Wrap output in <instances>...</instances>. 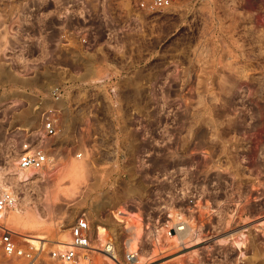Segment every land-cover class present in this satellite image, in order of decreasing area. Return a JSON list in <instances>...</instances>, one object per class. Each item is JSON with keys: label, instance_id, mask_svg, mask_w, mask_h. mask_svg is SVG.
<instances>
[{"label": "rangeland", "instance_id": "rangeland-1", "mask_svg": "<svg viewBox=\"0 0 264 264\" xmlns=\"http://www.w3.org/2000/svg\"><path fill=\"white\" fill-rule=\"evenodd\" d=\"M33 3L0 0V172L2 187L16 190L24 209L20 219L9 218L14 208L9 210L0 224L33 253L41 249L28 245L19 233L44 234L45 264H59L50 252L65 230L71 234L80 216L123 233L113 214L123 169L103 158L127 136L123 129L103 126L100 131L98 125H158V138L173 143L174 169L180 172L176 180L182 172L177 169L185 165L189 134L197 143L200 132L222 138L235 125L245 133L239 139L251 141L253 155L264 147V0H172L171 7L155 12L134 10V0H110L108 21L96 27L100 43L112 39L90 57L123 61L76 67L33 62L41 52L25 46L35 45L41 27L21 19L24 7L33 8ZM99 12L102 17L101 7ZM58 84L69 90L60 102L51 94ZM50 111H56L52 116L60 132L44 141L39 134ZM26 139L48 151L61 149L52 155V164L36 172L31 185L15 175L23 174L16 162ZM194 148L198 161L199 145ZM248 176L240 172L237 211L225 207L222 197L221 218L205 225L200 237L192 232L183 247L153 251L148 245L141 263L264 264V177ZM94 259L109 264L101 255ZM0 264L23 262L7 261L0 252Z\"/></svg>", "mask_w": 264, "mask_h": 264}, {"label": "built area", "instance_id": "built-area-1", "mask_svg": "<svg viewBox=\"0 0 264 264\" xmlns=\"http://www.w3.org/2000/svg\"><path fill=\"white\" fill-rule=\"evenodd\" d=\"M33 1L36 6L26 5L21 19L30 25L34 21L41 27L42 34L33 42L35 45L25 46V49L41 52L42 57L35 59V64L76 67L123 61H96L90 57L95 50L107 47L106 43L112 39L100 43V30L96 27V24L108 21L110 0ZM171 5L172 0H134L133 9L155 12ZM100 7L104 12L102 17ZM79 55L86 57L79 58ZM7 60L14 63L12 58ZM111 93L116 95V89L111 88ZM51 94L56 102H60L69 90L65 84H58L53 86ZM53 112L56 111H50L51 115L47 113L39 134L44 141L57 137L60 132V124L52 116ZM103 126L123 129L127 136L119 141L118 150L103 158L118 162L123 169L114 194V200L119 204L115 206L116 214L113 212L123 233L118 235L105 222L98 225L87 215L80 216L71 226V241L60 243L50 252L53 262L96 264L94 256L101 255L109 264H142L141 255L148 245H152L153 251L183 247L189 243L192 232L200 237L205 225L216 223V219L218 222L222 214L219 205L222 197L225 207L236 209V196L243 188L239 186L240 172L248 173L250 179L257 175L264 177V147L257 157L253 155L254 146L248 138L239 139L242 131L235 125L227 128L222 138L206 137L200 132L196 143L190 134L187 135L183 149L186 161L183 168L177 169V172L182 170L177 180L175 174L180 172L176 173L174 169L172 140L158 138V125H98L100 131ZM195 144L199 145L198 161ZM56 149L48 151L34 146L31 139L24 140L16 162L17 170L22 173L42 171L52 164V155L60 152ZM2 180L0 172V218L18 203V195L12 188L4 189ZM246 186L248 200L251 182ZM130 189L132 192L127 193ZM100 226L105 229L102 235ZM43 249L37 253L29 251L18 241L14 231L0 224V252L7 261L45 264L41 257Z\"/></svg>", "mask_w": 264, "mask_h": 264}, {"label": "bare ground", "instance_id": "bare-ground-1", "mask_svg": "<svg viewBox=\"0 0 264 264\" xmlns=\"http://www.w3.org/2000/svg\"><path fill=\"white\" fill-rule=\"evenodd\" d=\"M258 127V126H257ZM243 128V127H242ZM200 132V131H199ZM198 132V133H199ZM206 132V131H205ZM204 133V132H202ZM206 136V135H205ZM241 139V138H240ZM59 148V147H58ZM22 149V148H21ZM58 150V149H57ZM61 150V149H60ZM22 173V172H21ZM14 174V173H13ZM24 174V173H23ZM23 174H18L16 173L15 175L19 176V179L20 178H25L26 180L30 181V185L31 183H35L36 182V179H37V175L36 173L32 172V173H27L28 175H23ZM38 184V183H37ZM16 191V190H15ZM130 193V192H128ZM20 199H22L20 197V195H18V203L16 205V207L12 210V213H10V217L9 218H15V219H18L16 217H20L22 218V212H23V208L20 206ZM35 200V199H34ZM106 202V201H105ZM110 202V201H109ZM112 202V201H111ZM107 204H105L106 206ZM103 212V211H102ZM117 211H115L114 214H116ZM107 214V213H106ZM5 220V218H7V213H5L3 216H2ZM43 218V217H42ZM113 221V220H112ZM261 224V223H260ZM263 224V223H262ZM261 224V225H262ZM105 229L103 226H100L99 228V232L100 234L102 235L104 233ZM19 232V231H18ZM17 232V233H18ZM28 233V232H27ZM30 233V232H29ZM20 235H22V239L28 244L30 245L31 247L35 248V249H43L46 245V236L44 234H40V233H30V234H22V233H19ZM231 237L233 235H230ZM229 236V237H230ZM61 240L58 242V244H56V247H59V244H67L71 241V234H70V229H67L65 230V232L61 235ZM228 238V237H227ZM192 241V240H191ZM238 245L240 244H245V242H237ZM242 245V246H243ZM146 254V253H145ZM145 254H142V255H145ZM141 255V256H142ZM143 258V256H142ZM144 259V258H143ZM143 259H142V262H143Z\"/></svg>", "mask_w": 264, "mask_h": 264}, {"label": "crops", "instance_id": "crops-1", "mask_svg": "<svg viewBox=\"0 0 264 264\" xmlns=\"http://www.w3.org/2000/svg\"><path fill=\"white\" fill-rule=\"evenodd\" d=\"M17 127H18V129H23L24 126L23 127L17 126ZM2 132H4V130L3 129H0V135H2Z\"/></svg>", "mask_w": 264, "mask_h": 264}]
</instances>
